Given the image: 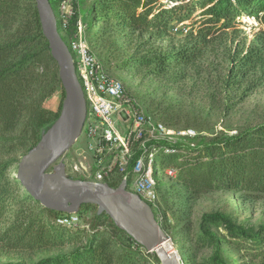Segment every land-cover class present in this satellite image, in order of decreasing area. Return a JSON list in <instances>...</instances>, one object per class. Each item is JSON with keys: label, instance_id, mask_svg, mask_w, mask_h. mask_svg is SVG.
<instances>
[{"label": "trees", "instance_id": "trees-1", "mask_svg": "<svg viewBox=\"0 0 264 264\" xmlns=\"http://www.w3.org/2000/svg\"><path fill=\"white\" fill-rule=\"evenodd\" d=\"M78 4L87 21L94 19L97 35L108 36L109 41L116 32L147 34L150 40L165 41L175 36L174 23L190 21L184 37L194 42L191 49L148 52L140 57L132 54L120 64L154 74L194 65L203 49L242 17H252L264 25V0H79ZM69 32L70 26L65 33L58 29L67 47ZM257 51L248 52L236 66L254 69L261 59ZM237 82L225 87L233 88ZM56 92L60 94L57 109H45L44 103ZM62 96L57 65L42 34L34 0H0V245L23 254L70 248L34 264H149V258L159 264L154 254L135 244L108 216L97 215L95 206L83 205L74 215L81 226L65 225L62 220L70 216L40 206L10 175L11 169L17 170L20 158L39 143L42 133L58 118ZM162 124L173 128L168 122ZM151 146L160 149L156 155L160 167L176 173L175 185L185 199L220 190L241 192L246 199H264V122L232 135L206 138L196 133L174 144L146 145ZM140 155V151L135 153L133 160ZM176 186L160 189L166 205L172 203V191L182 198ZM154 216L166 232L165 217L159 222ZM202 220L217 221L226 229L229 240L208 234L215 247L211 259H191L188 264H226L221 244L243 251L248 264H264V227L248 232L218 214ZM196 243L201 248L209 244L205 238Z\"/></svg>", "mask_w": 264, "mask_h": 264}, {"label": "rangeland", "instance_id": "rangeland-1", "mask_svg": "<svg viewBox=\"0 0 264 264\" xmlns=\"http://www.w3.org/2000/svg\"><path fill=\"white\" fill-rule=\"evenodd\" d=\"M78 1L74 6L75 16L73 15L69 22L71 27V32L68 33L69 43L74 41L80 26L89 50L97 58L105 73L123 85L126 93L137 103L151 124L168 122L173 131L192 130L195 135L199 133L210 138L232 135L264 122V25L256 19L242 17L237 20L230 29L218 35L203 49L202 57L194 65L154 74L142 68H122L120 64L124 60H129L132 54H138L140 57L148 52L191 49L194 42L184 37L190 29V21L174 23L173 27L178 31L173 32L175 36L165 41L150 40L147 34L128 32L123 35L116 32L113 40L109 41L108 36L100 38L97 35L98 27L93 22L94 19L92 18L91 22L87 21ZM49 2L54 14L57 15V5L51 0ZM255 51L261 53L259 55L261 59L254 65V69L245 70L236 66L248 52ZM235 80L238 81L235 87L229 89L225 87ZM59 101L60 94L56 92L44 103V108L55 111ZM152 112L155 115H152ZM150 115L155 117V120ZM126 127L130 128L131 125L124 123V126L117 127L119 135L125 132ZM149 138L150 135L146 133L143 140ZM171 140L174 143L182 141L180 138ZM150 142L145 141V145ZM160 142L162 141L156 143ZM138 144L134 143L131 149L132 158L139 151ZM103 156L105 155L95 152L93 144L91 147L88 146L82 133L61 162L67 176L75 180L78 178L89 180L98 174L97 160L99 158L103 160ZM158 160L155 157L152 173L158 192L159 219L162 221L163 216L165 217L167 228L165 233L169 239L166 247L172 249L180 264H188L187 261L191 259L197 261L211 259L215 247L207 237L208 234L219 240H229L223 226L217 221L202 220L204 216L222 215L236 227L252 233L264 227V199H246L241 192L221 190L206 193L198 199H185L181 189L175 185L176 175L171 179L173 173H165L167 169L163 170ZM147 165L148 162L145 168ZM15 171V168L11 169L10 175L15 176ZM134 179L135 176L131 175L129 181L133 182ZM170 185L178 188L183 199L172 191L170 199L172 203L166 205L160 191L164 186ZM73 222L75 225H82L78 218ZM204 238L209 244L201 248L196 242ZM220 248L226 264H248V258L243 251L224 244H221ZM69 249L23 254L0 245V264H34L44 258L66 253ZM148 261L149 264H154L152 259L149 258Z\"/></svg>", "mask_w": 264, "mask_h": 264}, {"label": "water", "instance_id": "water-1", "mask_svg": "<svg viewBox=\"0 0 264 264\" xmlns=\"http://www.w3.org/2000/svg\"><path fill=\"white\" fill-rule=\"evenodd\" d=\"M42 34L57 65L63 96L56 121L42 133L39 143L24 154L17 165L15 179L26 194L43 208L74 216L83 205L97 208L146 253L160 264H180L168 236L156 221L152 209L126 190L123 181L116 188L106 183L75 180L65 173L63 157L82 134L86 104L76 78L72 57L62 41L49 0H34Z\"/></svg>", "mask_w": 264, "mask_h": 264}, {"label": "built area", "instance_id": "built-area-1", "mask_svg": "<svg viewBox=\"0 0 264 264\" xmlns=\"http://www.w3.org/2000/svg\"><path fill=\"white\" fill-rule=\"evenodd\" d=\"M51 1L57 5L58 13L54 14L57 27L65 33L74 15L77 0ZM177 31V28L173 30V32ZM68 50L86 104V118L82 133L89 147L93 144L95 152L105 155L103 160L100 158L97 160L96 167L99 172L89 181L117 185L124 181L126 190L138 195L152 209L160 222L159 201L153 178L154 173H152L154 159L160 149L151 146L147 150L145 141L154 140L152 142L162 141L174 144L171 139L194 137V131H173L159 123L151 124L137 103L126 93L123 85L105 73L97 58L89 50L80 26L74 41L69 43ZM124 123L131 127H126L125 132L119 135L117 127L124 126ZM147 128L151 129V133ZM146 133L150 135V138L143 140ZM134 143H139L138 147L140 145L139 151L141 152L136 161L131 157ZM161 150L165 153H174L165 148ZM147 162L148 165L145 168ZM167 172L173 173L171 179L176 175L173 170L168 169L165 173ZM131 175L135 176L133 182L129 181ZM74 220L77 221V217L70 216L63 219L62 223L75 225Z\"/></svg>", "mask_w": 264, "mask_h": 264}]
</instances>
